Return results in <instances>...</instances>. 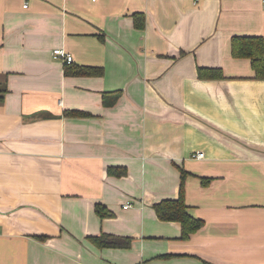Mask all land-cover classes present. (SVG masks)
I'll list each match as a JSON object with an SVG mask.
<instances>
[{
	"label": "crops",
	"instance_id": "crops-1",
	"mask_svg": "<svg viewBox=\"0 0 264 264\" xmlns=\"http://www.w3.org/2000/svg\"><path fill=\"white\" fill-rule=\"evenodd\" d=\"M236 35L264 37V0H0V264H264V80ZM183 170L187 240L154 209Z\"/></svg>",
	"mask_w": 264,
	"mask_h": 264
},
{
	"label": "trees",
	"instance_id": "trees-1",
	"mask_svg": "<svg viewBox=\"0 0 264 264\" xmlns=\"http://www.w3.org/2000/svg\"><path fill=\"white\" fill-rule=\"evenodd\" d=\"M136 26L139 29L145 27V15L138 13L135 15ZM103 39V36H101ZM231 52L234 58L249 59L255 78L264 80V37L258 35H236L231 40ZM199 76L205 79H222L223 71L217 68H199ZM68 75H86V76H103L104 69L101 67L89 66H70L67 69ZM0 92H4L0 87ZM120 93V92H119ZM116 93L112 98L106 100L107 105H113L119 97ZM66 115L72 117H88L90 114L80 110H68ZM111 174L122 175L126 173L125 169L110 168ZM188 174L186 170L182 171V181L180 186L179 197L177 199H164L154 205V209L159 219L163 221L177 222L182 227V239H189L192 234L201 229L204 225V220L194 217L189 212V207L185 197V176ZM209 178H203V183H207ZM96 212L101 218L112 216L113 212L103 204L96 205ZM89 239L99 247L111 248H130L133 243L131 237L119 236L115 234L103 233L98 236H90ZM205 264H214L209 261H204Z\"/></svg>",
	"mask_w": 264,
	"mask_h": 264
},
{
	"label": "built area",
	"instance_id": "built-area-1",
	"mask_svg": "<svg viewBox=\"0 0 264 264\" xmlns=\"http://www.w3.org/2000/svg\"><path fill=\"white\" fill-rule=\"evenodd\" d=\"M25 6L27 7L28 5L26 4ZM53 53H54V56L56 58L62 59L68 64H71L74 61V57L62 48L55 49ZM194 157L203 158L204 153L203 152H197L196 154H194ZM128 206L129 205H126V207H128Z\"/></svg>",
	"mask_w": 264,
	"mask_h": 264
}]
</instances>
